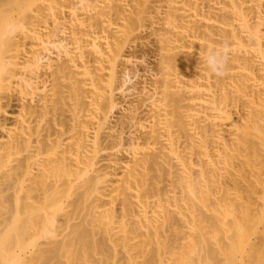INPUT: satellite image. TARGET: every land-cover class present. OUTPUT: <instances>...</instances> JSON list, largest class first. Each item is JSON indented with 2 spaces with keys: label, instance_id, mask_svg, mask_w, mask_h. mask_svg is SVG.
<instances>
[{
  "label": "bare ground",
  "instance_id": "obj_1",
  "mask_svg": "<svg viewBox=\"0 0 264 264\" xmlns=\"http://www.w3.org/2000/svg\"><path fill=\"white\" fill-rule=\"evenodd\" d=\"M0 264H264V0H0Z\"/></svg>",
  "mask_w": 264,
  "mask_h": 264
},
{
  "label": "rangeland",
  "instance_id": "obj_2",
  "mask_svg": "<svg viewBox=\"0 0 264 264\" xmlns=\"http://www.w3.org/2000/svg\"><path fill=\"white\" fill-rule=\"evenodd\" d=\"M139 40L136 47L133 49V55L139 59L135 68L139 74L147 77L157 68L158 44L155 36L150 32L143 34ZM143 76H141V78Z\"/></svg>",
  "mask_w": 264,
  "mask_h": 264
},
{
  "label": "clouds",
  "instance_id": "obj_3",
  "mask_svg": "<svg viewBox=\"0 0 264 264\" xmlns=\"http://www.w3.org/2000/svg\"><path fill=\"white\" fill-rule=\"evenodd\" d=\"M207 68L217 76H223L227 70L228 58L222 50L210 51L204 58Z\"/></svg>",
  "mask_w": 264,
  "mask_h": 264
}]
</instances>
